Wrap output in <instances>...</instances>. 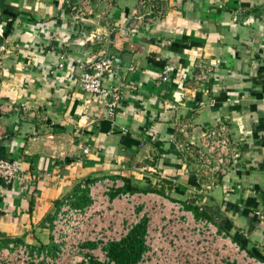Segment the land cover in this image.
Here are the masks:
<instances>
[{"label":"crops","instance_id":"obj_1","mask_svg":"<svg viewBox=\"0 0 264 264\" xmlns=\"http://www.w3.org/2000/svg\"><path fill=\"white\" fill-rule=\"evenodd\" d=\"M82 1L0 0V155L21 177L0 180V246L53 245L60 206L108 176L194 208L264 260V0H160L139 31L119 29L137 0H89L75 20ZM104 54L118 60L103 78L121 90L113 114L77 82ZM222 122L239 168L219 175L176 149Z\"/></svg>","mask_w":264,"mask_h":264},{"label":"built area","instance_id":"obj_2","mask_svg":"<svg viewBox=\"0 0 264 264\" xmlns=\"http://www.w3.org/2000/svg\"><path fill=\"white\" fill-rule=\"evenodd\" d=\"M88 1L71 7L75 20L91 14ZM159 1L137 0L119 29H146L161 16ZM89 40L93 36L84 44ZM82 67L77 77L79 86L90 94L110 97L109 113L113 114L121 90L103 83L104 76L114 71L113 55H99ZM229 132L226 123H217L201 129L196 141H177L175 147L192 151L202 169L224 175L239 168L241 162L238 140ZM20 179L18 163L0 155V180L11 183ZM124 186L122 180L108 176L83 182L88 202L73 206L66 200L54 217L50 231L53 251L11 242L0 246V264H115L109 257V245L121 242L141 223L145 226L144 249L136 264H264L215 222L182 202L154 191L123 190Z\"/></svg>","mask_w":264,"mask_h":264},{"label":"trees","instance_id":"obj_3","mask_svg":"<svg viewBox=\"0 0 264 264\" xmlns=\"http://www.w3.org/2000/svg\"><path fill=\"white\" fill-rule=\"evenodd\" d=\"M123 190L137 191V187L131 185L128 180H125ZM144 231V223H141L137 225L121 242L111 243L108 247L110 259L113 260L115 264H136L144 249ZM93 264L102 263L93 262Z\"/></svg>","mask_w":264,"mask_h":264},{"label":"rangeland","instance_id":"obj_4","mask_svg":"<svg viewBox=\"0 0 264 264\" xmlns=\"http://www.w3.org/2000/svg\"><path fill=\"white\" fill-rule=\"evenodd\" d=\"M144 192H147V190L146 191H144ZM83 202H80V203H76V204H73V206H76V205H78V206H83ZM193 210H194V208H193ZM194 212L197 214V215H199L198 214V212L196 211V210H194ZM35 249H38L39 251H41V250H44V249H49V250H51V251H53L54 250V246L53 245H51V246H47V247H45V248H35Z\"/></svg>","mask_w":264,"mask_h":264},{"label":"water","instance_id":"obj_5","mask_svg":"<svg viewBox=\"0 0 264 264\" xmlns=\"http://www.w3.org/2000/svg\"><path fill=\"white\" fill-rule=\"evenodd\" d=\"M114 65L117 66L118 65V60L114 59Z\"/></svg>","mask_w":264,"mask_h":264}]
</instances>
